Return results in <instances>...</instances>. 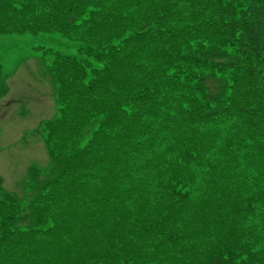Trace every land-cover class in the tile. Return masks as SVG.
Instances as JSON below:
<instances>
[{"label": "trees", "instance_id": "obj_1", "mask_svg": "<svg viewBox=\"0 0 264 264\" xmlns=\"http://www.w3.org/2000/svg\"><path fill=\"white\" fill-rule=\"evenodd\" d=\"M40 33L82 49L53 176L26 207L0 176V264H264V2L0 0Z\"/></svg>", "mask_w": 264, "mask_h": 264}, {"label": "rangeland", "instance_id": "obj_2", "mask_svg": "<svg viewBox=\"0 0 264 264\" xmlns=\"http://www.w3.org/2000/svg\"><path fill=\"white\" fill-rule=\"evenodd\" d=\"M78 43L60 34H0V59L10 96L0 106V174L7 191L26 207L29 191L50 178L43 124L59 114L49 52L75 55ZM51 54V53H50ZM51 57V56H50Z\"/></svg>", "mask_w": 264, "mask_h": 264}]
</instances>
